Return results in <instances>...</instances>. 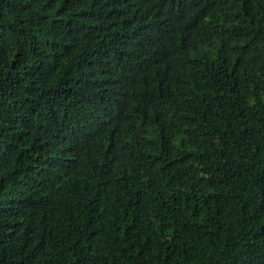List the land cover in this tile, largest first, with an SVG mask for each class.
Wrapping results in <instances>:
<instances>
[{
    "label": "trees",
    "instance_id": "1",
    "mask_svg": "<svg viewBox=\"0 0 264 264\" xmlns=\"http://www.w3.org/2000/svg\"><path fill=\"white\" fill-rule=\"evenodd\" d=\"M0 264H264V0H0Z\"/></svg>",
    "mask_w": 264,
    "mask_h": 264
}]
</instances>
